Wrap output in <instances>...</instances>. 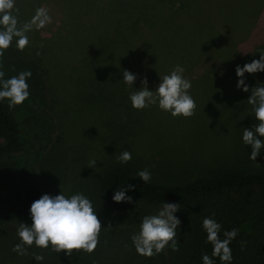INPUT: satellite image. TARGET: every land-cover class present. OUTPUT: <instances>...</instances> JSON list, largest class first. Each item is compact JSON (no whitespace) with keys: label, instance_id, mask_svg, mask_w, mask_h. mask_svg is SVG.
Here are the masks:
<instances>
[{"label":"rangeland","instance_id":"1","mask_svg":"<svg viewBox=\"0 0 264 264\" xmlns=\"http://www.w3.org/2000/svg\"><path fill=\"white\" fill-rule=\"evenodd\" d=\"M15 6L21 24L38 7L52 17L44 29L28 33L23 51L14 39L5 51L8 71L0 68L11 78L10 63L26 58L45 72V100L33 103L31 95L17 105L23 151L30 141L41 143L40 152L36 147L38 153L18 158L19 172L43 195L63 190L92 201L103 228L93 253L73 251L84 264H156L157 254L139 255L131 237L144 216L161 208L136 201L115 210L100 189L107 170L123 166L141 180L137 173L147 169L148 183L156 185L185 182L205 170H264V149L253 161L242 139L244 128L259 123L247 100L251 88L264 83V72L245 73L250 90L244 92L235 71L264 50V42L255 44L253 54L237 59L249 37L264 39V0H15ZM131 54L143 57L133 67L142 75L134 85L90 81L106 67L123 66ZM177 65L192 83L193 116L173 117L158 104L132 107L130 93L145 77L155 91L160 76ZM124 151L132 154L126 164L117 160ZM92 159L96 168L88 167Z\"/></svg>","mask_w":264,"mask_h":264},{"label":"trees","instance_id":"2","mask_svg":"<svg viewBox=\"0 0 264 264\" xmlns=\"http://www.w3.org/2000/svg\"><path fill=\"white\" fill-rule=\"evenodd\" d=\"M246 42L247 48H241L244 51L238 54L237 59L253 54L250 53V46H259L264 39L249 37ZM128 58L124 60L123 66L106 67L100 75L93 76L90 81L96 84L125 83V69L137 75L140 80L142 75L135 72L133 67L134 64L143 63V57L141 58L140 54H131ZM7 60L4 52L2 68L5 71H8ZM9 67L11 77L20 67L23 71L30 70L32 76L27 83L32 102H38L37 99L45 100V72L35 61L24 58L15 66L10 63ZM16 113L17 106L10 109L6 99L0 101V264H84V261L74 254L69 257L63 251L53 252L51 245L47 249H41L35 244L31 247L25 245L28 255L24 256L12 251L13 247L21 242L17 227L20 223L29 226L32 224L31 204L43 195L34 181L28 180L19 172L18 158L22 154H36L38 150L40 152L41 143L30 141L29 148L23 151L27 141H22ZM128 185L135 186L134 190L126 193L133 197L134 202L146 201L160 208L164 203L180 205V210L175 213L181 221L176 230L179 251H173L169 245L157 254L156 264H203L202 254L211 256L212 253V245L207 242V234L202 226L205 217L213 218L222 225L221 239L224 238V231L233 228L239 230L237 237L230 244L231 264H264V170H205L202 175L185 182L156 185L145 184L123 166L113 167L105 173L100 189L106 201L118 212L128 210L132 203H117L113 200V195L119 188H128ZM33 253L43 255L44 260L37 262ZM213 259L215 264H221L218 257Z\"/></svg>","mask_w":264,"mask_h":264},{"label":"clouds","instance_id":"3","mask_svg":"<svg viewBox=\"0 0 264 264\" xmlns=\"http://www.w3.org/2000/svg\"><path fill=\"white\" fill-rule=\"evenodd\" d=\"M13 10L15 14H13ZM19 8L15 6V0H0V68L4 52L12 46L15 39L16 48L23 51L29 46L28 33L35 30L40 31L52 23V17L45 7H38L32 18L20 23L18 19ZM43 47V45H41ZM37 55H40L38 52ZM236 75L239 77L237 89L249 92L246 85L245 73L255 74L264 72V50L260 51V59L237 65ZM185 69L177 65L170 74L160 76V83L155 91L149 90L148 80L145 77L142 81L143 87L130 93L132 107L143 110L151 105L158 104L163 111L169 112L173 117L183 116L189 118L195 114L197 104L190 94L192 83L184 78ZM32 76L30 70L21 71L18 75L5 79V72L0 70V101L7 99L9 108L23 104L30 96L27 80ZM137 75L131 71L123 70V81L129 86L134 85ZM252 95L247 100L253 106L255 118L259 121L251 128H244L243 142L252 148L250 159L256 161L264 149V83L251 88ZM132 159L128 151L122 152L117 160L126 164ZM97 161H89L88 167L96 168ZM137 176L146 184L151 180V173L141 170ZM134 185L128 188H119L113 200L117 203H133V197L126 195L127 191L134 190ZM180 210V205L175 203H164L157 214L144 216L140 231L134 234L131 239L139 255L152 257L161 253L171 245L173 251H179L176 241L177 228L181 224L180 219L175 215ZM32 224L29 226L20 223L17 234L20 243L16 244L12 251L18 255H28L27 248L35 244L39 248L47 249L51 245L53 252H66L70 257L73 251H84L93 253L99 244V235L103 225L98 218L92 201L83 193H77L66 197L62 194H44L35 200L30 207ZM202 226L207 234V242L212 245L211 256L202 254L203 264H215L213 257H218L221 264H231L232 250L231 242L237 237L239 230L233 228L223 232V239L220 233L222 225L215 219L205 217ZM111 227V224L108 226ZM37 262L43 261V255L33 253Z\"/></svg>","mask_w":264,"mask_h":264}]
</instances>
